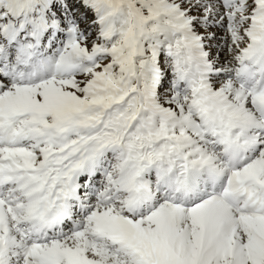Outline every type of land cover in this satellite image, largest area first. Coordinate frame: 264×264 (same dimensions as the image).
Returning <instances> with one entry per match:
<instances>
[{"label":"snow or ice","instance_id":"6c2138e0","mask_svg":"<svg viewBox=\"0 0 264 264\" xmlns=\"http://www.w3.org/2000/svg\"><path fill=\"white\" fill-rule=\"evenodd\" d=\"M0 264H264V0H0Z\"/></svg>","mask_w":264,"mask_h":264}]
</instances>
